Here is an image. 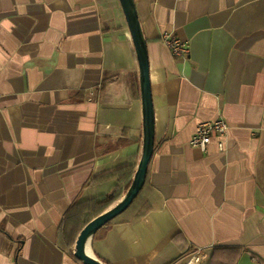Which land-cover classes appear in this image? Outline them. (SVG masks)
Wrapping results in <instances>:
<instances>
[{"label":"crops","instance_id":"1","mask_svg":"<svg viewBox=\"0 0 264 264\" xmlns=\"http://www.w3.org/2000/svg\"><path fill=\"white\" fill-rule=\"evenodd\" d=\"M133 1L154 153L138 197L88 253L184 264L200 250L204 264H264V0ZM163 35L189 54L174 58ZM219 119L224 151L215 137L206 153L190 146ZM143 140L120 0H0V264H83L81 223L124 198Z\"/></svg>","mask_w":264,"mask_h":264},{"label":"water","instance_id":"2","mask_svg":"<svg viewBox=\"0 0 264 264\" xmlns=\"http://www.w3.org/2000/svg\"><path fill=\"white\" fill-rule=\"evenodd\" d=\"M133 39L141 77L143 102V152L133 182L124 198L112 209L90 221L77 238L74 257L83 264H104L88 253L92 237L109 222L126 211L137 198L146 181L149 163L154 153V112L151 98L149 61L146 43L133 0H120Z\"/></svg>","mask_w":264,"mask_h":264},{"label":"built area","instance_id":"3","mask_svg":"<svg viewBox=\"0 0 264 264\" xmlns=\"http://www.w3.org/2000/svg\"><path fill=\"white\" fill-rule=\"evenodd\" d=\"M162 41L174 58H183L189 54L187 43L176 37L163 35ZM228 130V124L221 119L211 122H203L197 127L189 144L191 147L200 150L202 153H206L208 146L211 144L212 138L215 137L218 139V149L222 152L224 151V144L228 135ZM205 260V253L198 250L192 254L184 264H204Z\"/></svg>","mask_w":264,"mask_h":264},{"label":"trees","instance_id":"4","mask_svg":"<svg viewBox=\"0 0 264 264\" xmlns=\"http://www.w3.org/2000/svg\"><path fill=\"white\" fill-rule=\"evenodd\" d=\"M138 197V196H137ZM116 199V198H115ZM115 201V200H114ZM111 202L110 203H107V204H103L104 205V208H108L110 206ZM78 206V205H77ZM104 213V209L102 211H98L97 213L94 214V217L93 218H89L88 220L84 221V223H81L82 224V227L80 228L79 232H78V235H77V238L78 236L80 235L81 231L83 230V228L90 222L92 221L93 219H95L96 217H98L99 215L103 214ZM111 222H109L108 224H110ZM107 224V225H108ZM76 238V239H77Z\"/></svg>","mask_w":264,"mask_h":264}]
</instances>
